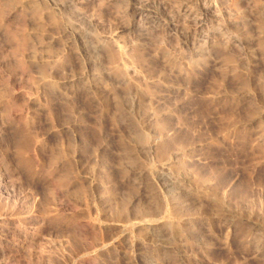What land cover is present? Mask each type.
I'll use <instances>...</instances> for the list:
<instances>
[{
	"label": "rangeland",
	"instance_id": "obj_1",
	"mask_svg": "<svg viewBox=\"0 0 264 264\" xmlns=\"http://www.w3.org/2000/svg\"><path fill=\"white\" fill-rule=\"evenodd\" d=\"M0 264H264V0H0Z\"/></svg>",
	"mask_w": 264,
	"mask_h": 264
}]
</instances>
